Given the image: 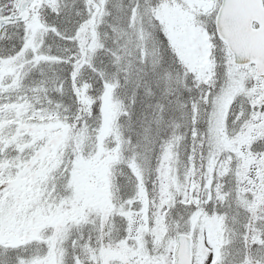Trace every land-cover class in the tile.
<instances>
[{
    "label": "snow or ice",
    "instance_id": "6c2138e0",
    "mask_svg": "<svg viewBox=\"0 0 264 264\" xmlns=\"http://www.w3.org/2000/svg\"><path fill=\"white\" fill-rule=\"evenodd\" d=\"M0 264H264V0H0Z\"/></svg>",
    "mask_w": 264,
    "mask_h": 264
}]
</instances>
